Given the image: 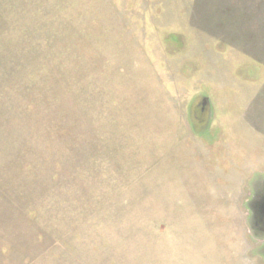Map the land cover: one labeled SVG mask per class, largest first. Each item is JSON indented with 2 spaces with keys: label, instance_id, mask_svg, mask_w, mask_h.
Masks as SVG:
<instances>
[{
  "label": "rangeland",
  "instance_id": "obj_1",
  "mask_svg": "<svg viewBox=\"0 0 264 264\" xmlns=\"http://www.w3.org/2000/svg\"><path fill=\"white\" fill-rule=\"evenodd\" d=\"M262 179L264 0H0V264H264Z\"/></svg>",
  "mask_w": 264,
  "mask_h": 264
},
{
  "label": "flooded vegetation",
  "instance_id": "obj_2",
  "mask_svg": "<svg viewBox=\"0 0 264 264\" xmlns=\"http://www.w3.org/2000/svg\"><path fill=\"white\" fill-rule=\"evenodd\" d=\"M251 194V200L248 202L249 219L253 225L254 232L259 236H264V179H262L260 184L254 186Z\"/></svg>",
  "mask_w": 264,
  "mask_h": 264
},
{
  "label": "water",
  "instance_id": "obj_3",
  "mask_svg": "<svg viewBox=\"0 0 264 264\" xmlns=\"http://www.w3.org/2000/svg\"><path fill=\"white\" fill-rule=\"evenodd\" d=\"M206 104V100H204V105Z\"/></svg>",
  "mask_w": 264,
  "mask_h": 264
},
{
  "label": "trees",
  "instance_id": "obj_4",
  "mask_svg": "<svg viewBox=\"0 0 264 264\" xmlns=\"http://www.w3.org/2000/svg\"><path fill=\"white\" fill-rule=\"evenodd\" d=\"M199 124V123H198Z\"/></svg>",
  "mask_w": 264,
  "mask_h": 264
}]
</instances>
